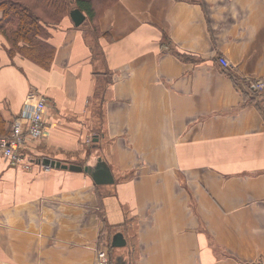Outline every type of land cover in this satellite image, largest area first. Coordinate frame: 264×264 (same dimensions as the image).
I'll return each mask as SVG.
<instances>
[{"label":"crops","instance_id":"0c3cea01","mask_svg":"<svg viewBox=\"0 0 264 264\" xmlns=\"http://www.w3.org/2000/svg\"><path fill=\"white\" fill-rule=\"evenodd\" d=\"M69 1L44 65L0 33V136L46 99L0 152V264H264V0ZM98 158L112 184L43 163Z\"/></svg>","mask_w":264,"mask_h":264},{"label":"trees","instance_id":"16d2710c","mask_svg":"<svg viewBox=\"0 0 264 264\" xmlns=\"http://www.w3.org/2000/svg\"><path fill=\"white\" fill-rule=\"evenodd\" d=\"M70 3L69 0H0L3 12L0 33L11 44L9 52H18L44 65L53 54L52 47L44 42L48 38L46 26L57 23L67 13ZM74 4L93 16L91 1L75 0ZM177 57L183 59L180 54Z\"/></svg>","mask_w":264,"mask_h":264},{"label":"built area","instance_id":"2783aa9c","mask_svg":"<svg viewBox=\"0 0 264 264\" xmlns=\"http://www.w3.org/2000/svg\"><path fill=\"white\" fill-rule=\"evenodd\" d=\"M219 63L222 67L227 66V61L224 58H219ZM253 87L256 92L264 93L263 80L253 81ZM45 109L46 99L44 96L26 101L20 116L11 124L9 132L0 136V152L11 163H18L23 159L20 148L26 138L35 140L43 136L46 129ZM95 264H109V257L105 251L97 253Z\"/></svg>","mask_w":264,"mask_h":264},{"label":"water","instance_id":"95a60500","mask_svg":"<svg viewBox=\"0 0 264 264\" xmlns=\"http://www.w3.org/2000/svg\"><path fill=\"white\" fill-rule=\"evenodd\" d=\"M69 16L75 26L80 25L85 19V16L78 8H74L70 10ZM43 163L45 165H50L51 167H55V168L69 169L71 171H78V172L84 171L87 174H89V176L96 185L112 184L114 181L109 166L105 163V161H103L100 158H98L94 166H79L75 164L66 165V164H61L58 161L49 160V159H43ZM111 246L115 248H122L126 246V240L124 239L121 233H117L113 236L111 241ZM121 264H126V261H123V263Z\"/></svg>","mask_w":264,"mask_h":264}]
</instances>
